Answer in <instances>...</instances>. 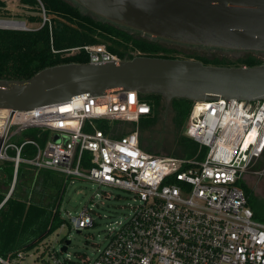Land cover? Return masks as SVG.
Masks as SVG:
<instances>
[{
    "label": "built area",
    "instance_id": "2783aa9c",
    "mask_svg": "<svg viewBox=\"0 0 264 264\" xmlns=\"http://www.w3.org/2000/svg\"><path fill=\"white\" fill-rule=\"evenodd\" d=\"M37 2L42 17L37 26L0 15V29L34 30L48 23L52 51L63 57L83 53L90 63L123 59L104 42L55 49L51 16L43 1ZM153 111V102L135 90L31 109L0 108V209L17 192L22 169L119 187L138 201L92 261L73 263L40 242L0 254V264L26 259L33 264H264V220L255 217L240 184L264 155V100L194 102L185 125V134L199 148L192 157L142 146L138 123ZM99 121H108L109 129ZM7 168L9 182L4 179ZM70 222L78 231L95 223L87 206Z\"/></svg>",
    "mask_w": 264,
    "mask_h": 264
},
{
    "label": "water",
    "instance_id": "95a60500",
    "mask_svg": "<svg viewBox=\"0 0 264 264\" xmlns=\"http://www.w3.org/2000/svg\"><path fill=\"white\" fill-rule=\"evenodd\" d=\"M71 1L95 19L160 41L264 54V0ZM132 90L159 94L167 104L175 98L264 100V61L221 65L139 54L108 63H58L28 78H0V108L31 109L83 95ZM69 243L65 240L61 250Z\"/></svg>",
    "mask_w": 264,
    "mask_h": 264
},
{
    "label": "trees",
    "instance_id": "16d2710c",
    "mask_svg": "<svg viewBox=\"0 0 264 264\" xmlns=\"http://www.w3.org/2000/svg\"><path fill=\"white\" fill-rule=\"evenodd\" d=\"M42 1L52 19V42L55 49L62 50L104 42L110 50L117 52L122 58L133 57L136 55L133 51L136 53L139 51L143 55L179 58L169 54L171 50L163 46L160 40L83 14L78 7L71 5L67 0ZM21 2L29 5V8H34L31 9L32 12H39V9H36L37 0H21ZM12 14L6 3L0 0V15ZM25 19L31 23L42 21V17L35 13L26 15ZM126 51H130L127 56ZM195 59L221 65H254L264 61L255 55L239 58L237 63L226 62L225 59L220 58L208 60L205 57H195ZM73 61L87 62V59L83 53L63 57L62 53L53 52L48 23L34 30L0 29V78L24 79L47 66ZM139 95L143 99L151 100L154 110L152 115L140 119L138 126L142 133L156 123L164 99L159 94L139 93ZM193 103L188 99L172 100L175 112L173 121L177 130L176 142L184 148L187 157L196 155L199 149L198 144L184 134ZM98 124L106 131L110 127L108 121H99ZM140 139L142 144V136ZM203 156L204 152L201 153L200 158ZM88 165L90 163H87ZM10 177V168H7L5 181L9 182ZM66 181L65 175L52 170H41L35 175L32 171L22 169L17 192L0 209L1 255L8 256L19 249L32 248L60 226L62 220L59 210L68 183ZM240 184L247 194L255 217L264 220V209L255 204L253 190L244 181ZM3 198L4 193L0 191V202Z\"/></svg>",
    "mask_w": 264,
    "mask_h": 264
},
{
    "label": "rangeland",
    "instance_id": "374dc122",
    "mask_svg": "<svg viewBox=\"0 0 264 264\" xmlns=\"http://www.w3.org/2000/svg\"><path fill=\"white\" fill-rule=\"evenodd\" d=\"M71 5L86 15L88 12L75 5L71 0H67ZM11 17L14 19H25L26 15L32 13L31 9L23 8L18 0H11ZM38 9V8H36ZM17 14H21L19 16ZM29 25L31 22L25 19ZM37 26L39 23H32ZM163 46L169 48V54L181 58L205 57L208 60L215 58L225 59L226 62L237 63L239 58L255 55L264 60V54L250 51H223L214 48L193 47L160 41ZM107 44V43H106ZM132 52V51H131ZM135 54L136 51H133ZM130 51H126V56ZM174 109L172 102L167 104L164 100L159 108L158 119L153 126L141 133L142 146L155 153L173 154L186 156L184 148L176 142V127L173 121ZM134 124L127 127L133 128ZM136 126V125H135ZM139 128V126H138ZM185 134V132H184ZM67 186L60 205V226L50 233L41 243H49L51 249L56 251L61 258H69L73 263H81L83 259L94 260L99 253L108 245L114 230L119 229L122 223L126 222L133 213L134 206L138 203L136 197L129 191L113 187L107 184H100L96 181L71 177L67 179ZM244 183L253 190L256 198L255 204L264 209V155L254 167L244 175ZM110 195V196H108ZM90 209V213L95 221L78 231L70 222V216H77L85 207ZM65 240H70L67 250L61 248ZM22 264H33L32 260L26 259Z\"/></svg>",
    "mask_w": 264,
    "mask_h": 264
},
{
    "label": "crops",
    "instance_id": "0c3cea01",
    "mask_svg": "<svg viewBox=\"0 0 264 264\" xmlns=\"http://www.w3.org/2000/svg\"><path fill=\"white\" fill-rule=\"evenodd\" d=\"M19 1V0H18ZM19 3H20V1H19ZM20 5L23 7V8H28V5H26V4H23V3H20ZM9 6H12L11 5V1L10 2H7V8H9V9H11V7H9ZM12 10V9H11ZM25 20V19H24ZM36 23V22H35ZM31 25H33L32 23H31Z\"/></svg>",
    "mask_w": 264,
    "mask_h": 264
},
{
    "label": "bare ground",
    "instance_id": "6f19581e",
    "mask_svg": "<svg viewBox=\"0 0 264 264\" xmlns=\"http://www.w3.org/2000/svg\"><path fill=\"white\" fill-rule=\"evenodd\" d=\"M200 110V107H198L197 109H196V111H199Z\"/></svg>",
    "mask_w": 264,
    "mask_h": 264
}]
</instances>
